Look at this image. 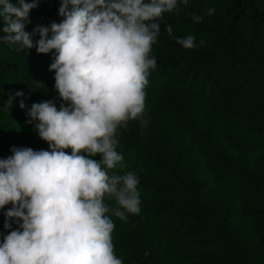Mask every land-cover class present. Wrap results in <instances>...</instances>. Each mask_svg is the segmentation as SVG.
<instances>
[{"label": "trees", "instance_id": "trees-1", "mask_svg": "<svg viewBox=\"0 0 264 264\" xmlns=\"http://www.w3.org/2000/svg\"><path fill=\"white\" fill-rule=\"evenodd\" d=\"M60 6L30 10L35 27L45 19L61 23ZM177 9L158 21L145 91L188 99L193 113L161 136L153 125L117 129L131 143L118 141L124 167L113 171L138 177L140 212L121 220L113 215L115 198L105 196L114 253L123 264H264V0H188ZM189 35L194 48L176 42ZM55 55L36 51L30 66L51 65ZM10 87L1 89L0 126L19 136L18 145L35 124L17 120L14 93L25 87ZM11 207L0 208V242L18 228H4Z\"/></svg>", "mask_w": 264, "mask_h": 264}, {"label": "clouds", "instance_id": "clouds-1", "mask_svg": "<svg viewBox=\"0 0 264 264\" xmlns=\"http://www.w3.org/2000/svg\"><path fill=\"white\" fill-rule=\"evenodd\" d=\"M38 3L0 0L2 38L16 51L55 50L49 71H55V88L68 106L57 110L46 101L27 112V122H37L35 131L51 151L13 147V155L0 159V208L12 205L4 228L11 229L13 220L18 224L0 243V264H123L114 253L115 225L105 215L104 198H115L119 207L113 215L126 220V213L139 214L140 193L135 173L113 171L124 167L116 133L130 120L146 123L145 89L149 69L156 66L150 53L158 21L178 12L177 0H61L63 21L30 34L25 22ZM193 19L199 23L202 17ZM167 32L172 34L170 25ZM36 33L40 39L34 44ZM194 41L192 35L176 39L185 49L194 48ZM12 103L9 94L5 106ZM19 107H26L23 99ZM97 155L100 161L92 158Z\"/></svg>", "mask_w": 264, "mask_h": 264}, {"label": "rangeland", "instance_id": "rangeland-1", "mask_svg": "<svg viewBox=\"0 0 264 264\" xmlns=\"http://www.w3.org/2000/svg\"><path fill=\"white\" fill-rule=\"evenodd\" d=\"M49 3L50 5L52 4L58 7L61 4V0H39L38 7L35 9H39L40 5L44 6V4ZM178 4L180 6H182V4L184 5L183 0H177V5ZM69 7L71 8V6ZM34 18L33 15H30L28 17V22H25V31L28 33H33V30L36 28L37 21H35ZM54 22L55 21L46 19L42 20L40 22V27L50 28L51 24ZM3 27H5V22L3 18L0 17V93L1 89L8 85L11 86V91H13L14 88L21 90L22 87H25V89L21 90L24 94L23 97H18L17 100L20 102V100L23 99L26 107L24 109L18 107L19 113L17 114V120L26 123L30 119L27 116V112L33 103L51 101L56 106L57 110L60 109L62 104L68 106V102L63 101L60 98L59 93L55 88V71H49L50 64H35L32 68L30 66V60L34 57L36 58V50L33 48L25 49L24 53L27 56L24 55L23 51H16L15 49L17 46L9 45L3 40ZM49 34L51 35V33ZM35 36L37 37V40L40 39L39 33L35 34ZM37 40L33 39V43L35 44V41ZM29 56L31 57L29 58ZM49 56H52V54ZM28 74L31 77H29ZM176 108H179L178 111ZM193 109L194 105L188 99H174L168 94H146L145 110L142 117L146 123H141L140 120H130L127 126H137L144 131H147L150 130L148 128L153 125V129H157V133H159L160 136L163 133L165 135L174 124L184 122L186 119L190 118ZM32 123L36 124L37 122L34 121ZM127 130L129 131V129ZM22 131H24L23 128L21 129V132ZM12 132L13 131H10L6 125L5 127L0 126V159H6L13 155L11 151L13 147L31 148L34 151H39L43 150V146H45L48 151H51L49 143L42 140L35 129H31L30 132L25 130L23 133L25 136L23 138L27 137V140L18 145L15 141H18L19 136H15ZM116 139L118 141H123L124 143H131L129 138L122 139L118 134H116ZM158 139L161 141L160 138ZM35 141H37L38 145L35 144ZM65 151L68 154H71V149H66ZM82 154L86 155L84 153ZM97 156L101 157L99 155ZM92 158L94 159V157ZM140 177L141 176H139V179H141ZM12 222V227H18V224L14 220Z\"/></svg>", "mask_w": 264, "mask_h": 264}]
</instances>
